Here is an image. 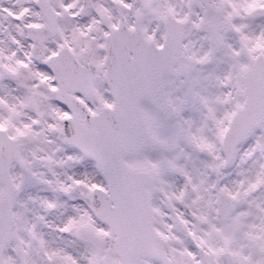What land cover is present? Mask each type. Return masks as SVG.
I'll use <instances>...</instances> for the list:
<instances>
[{
    "label": "snow or ice",
    "instance_id": "snow-or-ice-1",
    "mask_svg": "<svg viewBox=\"0 0 264 264\" xmlns=\"http://www.w3.org/2000/svg\"><path fill=\"white\" fill-rule=\"evenodd\" d=\"M0 264H264V0H0Z\"/></svg>",
    "mask_w": 264,
    "mask_h": 264
}]
</instances>
